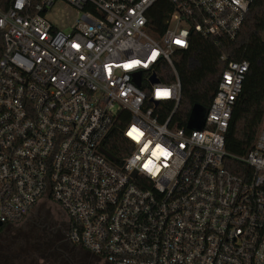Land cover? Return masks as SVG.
<instances>
[{
    "label": "built area",
    "instance_id": "obj_1",
    "mask_svg": "<svg viewBox=\"0 0 264 264\" xmlns=\"http://www.w3.org/2000/svg\"><path fill=\"white\" fill-rule=\"evenodd\" d=\"M57 1L0 0V222L48 198L101 262L264 264V116L240 157L254 174L225 167L249 62L222 54L210 105L183 125L174 61L195 34L234 39L253 0H64L80 11L69 31L46 17Z\"/></svg>",
    "mask_w": 264,
    "mask_h": 264
},
{
    "label": "trees",
    "instance_id": "obj_2",
    "mask_svg": "<svg viewBox=\"0 0 264 264\" xmlns=\"http://www.w3.org/2000/svg\"><path fill=\"white\" fill-rule=\"evenodd\" d=\"M165 17V13L154 16L160 20ZM222 54L227 56V60L249 62L243 89L236 101L225 134V147L228 152L225 167L247 179L255 171L241 161L240 157L254 147L264 116V0L251 2L245 20L234 39L223 38L216 43L213 39L195 34L188 49L176 51L174 61L181 82V101L177 116L181 118L183 125H186L188 118H192L194 105L199 104L204 109L210 105L217 89L218 79L227 66V61L221 59ZM158 73L163 81L172 82L176 79L169 66L159 70ZM123 125V122L118 123L113 134L114 147L111 149L117 154L119 153L114 149L125 145L131 146L129 140L123 135ZM9 225L4 222L0 226V232ZM75 250L85 260L95 264H105L82 247L75 246ZM51 252L57 254L53 250ZM57 256L61 264H69L64 257L58 254ZM73 260L75 264H80L75 261V258Z\"/></svg>",
    "mask_w": 264,
    "mask_h": 264
},
{
    "label": "rangeland",
    "instance_id": "obj_3",
    "mask_svg": "<svg viewBox=\"0 0 264 264\" xmlns=\"http://www.w3.org/2000/svg\"><path fill=\"white\" fill-rule=\"evenodd\" d=\"M79 16L80 11L64 0H58L46 13L53 25L65 31L71 30ZM49 218L62 223L64 215L56 202L41 198L23 220L0 232V264H61L51 252L55 243L47 235L45 222Z\"/></svg>",
    "mask_w": 264,
    "mask_h": 264
},
{
    "label": "flooded vegetation",
    "instance_id": "obj_4",
    "mask_svg": "<svg viewBox=\"0 0 264 264\" xmlns=\"http://www.w3.org/2000/svg\"><path fill=\"white\" fill-rule=\"evenodd\" d=\"M45 226L47 229L48 238H50L51 241L55 243L53 251H55L58 255L64 257L69 264L71 263L68 259L73 260V258H75V261L79 262L80 264H95L90 260H85V258H83L78 252H76L75 244H73L68 238L67 220L65 215L62 223H57L52 218H49L45 222ZM101 263L109 264L107 262Z\"/></svg>",
    "mask_w": 264,
    "mask_h": 264
},
{
    "label": "water",
    "instance_id": "obj_5",
    "mask_svg": "<svg viewBox=\"0 0 264 264\" xmlns=\"http://www.w3.org/2000/svg\"><path fill=\"white\" fill-rule=\"evenodd\" d=\"M154 81H157V78L154 77ZM203 111H204V108L201 105H199V104L194 105L193 112H192V117H194L195 119L201 117V114H202ZM107 154L109 155V157L114 159V157L111 156V154H109V153H107ZM134 175H136V172L134 173ZM0 225H2V222H0ZM68 260H69V262L71 264H75L73 262V260H71V259H68Z\"/></svg>",
    "mask_w": 264,
    "mask_h": 264
},
{
    "label": "snow or ice",
    "instance_id": "obj_6",
    "mask_svg": "<svg viewBox=\"0 0 264 264\" xmlns=\"http://www.w3.org/2000/svg\"><path fill=\"white\" fill-rule=\"evenodd\" d=\"M176 43L177 44H180V43H182L181 41H176ZM158 95H163V96H167L168 95V92L167 91H164V92H158ZM133 131H135V130H133ZM130 135H131V133H129Z\"/></svg>",
    "mask_w": 264,
    "mask_h": 264
},
{
    "label": "clouds",
    "instance_id": "obj_7",
    "mask_svg": "<svg viewBox=\"0 0 264 264\" xmlns=\"http://www.w3.org/2000/svg\"><path fill=\"white\" fill-rule=\"evenodd\" d=\"M182 35L186 36V35H187V33H182ZM157 98H159V95H158V97H157Z\"/></svg>",
    "mask_w": 264,
    "mask_h": 264
}]
</instances>
